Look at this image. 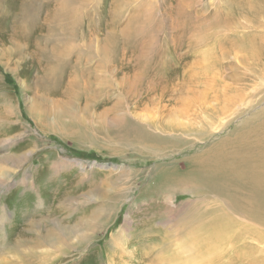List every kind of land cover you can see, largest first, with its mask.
Returning <instances> with one entry per match:
<instances>
[{
    "label": "rangeland",
    "instance_id": "rangeland-1",
    "mask_svg": "<svg viewBox=\"0 0 264 264\" xmlns=\"http://www.w3.org/2000/svg\"><path fill=\"white\" fill-rule=\"evenodd\" d=\"M0 2V264H264L242 177L167 178L264 146V0Z\"/></svg>",
    "mask_w": 264,
    "mask_h": 264
},
{
    "label": "bare ground",
    "instance_id": "bare-ground-1",
    "mask_svg": "<svg viewBox=\"0 0 264 264\" xmlns=\"http://www.w3.org/2000/svg\"><path fill=\"white\" fill-rule=\"evenodd\" d=\"M27 7L28 4L24 3L19 9L6 8L4 13H7L10 19L20 22L23 19ZM21 28H23L22 25ZM233 137L235 138V148L233 150H207L199 155H194L193 159L189 157L190 162L187 170L173 172L170 176L167 175V178H172V176L174 178H180V182L185 184L186 186L184 188L187 189L201 186L209 190L214 196L228 197L234 206L236 205V188L238 190V185L243 184L240 182V179V181L236 180L237 176H240L243 178L244 186L247 187V193L243 197V203L246 205L248 211L252 212V214L254 211V213L260 212L264 214V146L249 150L236 157V137ZM180 173L181 175L179 176ZM0 202L2 203L3 201ZM216 229L218 230L219 228ZM45 230H40L41 232L37 234L38 237L35 238V241L38 242L44 239L46 243L56 242L58 237ZM20 238L18 237L15 241L6 243V245L4 244V247H1L0 251L3 252L6 250L13 252L18 246H23L24 243L22 242H24V239ZM181 245L182 243L179 244V247ZM179 263L181 264V262Z\"/></svg>",
    "mask_w": 264,
    "mask_h": 264
},
{
    "label": "trees",
    "instance_id": "trees-1",
    "mask_svg": "<svg viewBox=\"0 0 264 264\" xmlns=\"http://www.w3.org/2000/svg\"><path fill=\"white\" fill-rule=\"evenodd\" d=\"M89 156V155H88Z\"/></svg>",
    "mask_w": 264,
    "mask_h": 264
}]
</instances>
